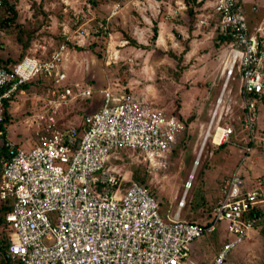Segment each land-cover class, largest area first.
<instances>
[{
	"label": "built area",
	"instance_id": "built-area-1",
	"mask_svg": "<svg viewBox=\"0 0 264 264\" xmlns=\"http://www.w3.org/2000/svg\"><path fill=\"white\" fill-rule=\"evenodd\" d=\"M58 1L64 12L70 13L74 28L64 21L59 29L61 41L47 54L43 45L33 44L28 48L30 54L7 67L0 66V122L1 101L10 99L22 84L39 80L48 85L44 94L35 98L36 111L25 120L32 143L22 148L4 140L7 156L0 158V201L10 202L4 214L8 228L5 258L19 264H191L187 262L190 243L203 233L219 230L230 239L225 238L209 264H220L226 252L247 238L248 231L262 219L264 181L254 177L246 183L239 167H234L222 180L205 220L195 222L180 220L177 212L184 205L188 175L177 211L162 220L158 202L147 187L110 161L120 160L118 151L127 150L135 153V161L144 163L150 173L166 170L184 121L132 91L116 94L105 87L99 89L102 101L96 109L75 125L70 121L62 125L60 108L92 95L84 81L66 82L65 74L72 57L68 47L82 46L89 32L84 25L90 7L79 0ZM195 2L211 9L208 14L197 13L195 29L208 27L211 19L212 32L226 34L229 39L217 49L223 81L200 149L207 139L219 146L233 134L224 116H230L237 102L222 96L235 72L237 108L245 135L243 160L253 145L261 142L264 146V137L257 136L254 129L256 105L264 96V23L249 30L240 0ZM127 3L144 25L134 27L133 37L146 43L144 35L150 32L146 26L160 13L163 0ZM75 4H84L85 13ZM118 10L119 4L113 3L105 21L96 23L100 32L95 36L104 38L105 64L117 60L130 63L137 56L132 53L122 58L119 51L128 40L105 31L106 21Z\"/></svg>",
	"mask_w": 264,
	"mask_h": 264
},
{
	"label": "rangeland",
	"instance_id": "rangeland-1",
	"mask_svg": "<svg viewBox=\"0 0 264 264\" xmlns=\"http://www.w3.org/2000/svg\"><path fill=\"white\" fill-rule=\"evenodd\" d=\"M6 1L12 5V11L0 15V20L6 16H13V18L5 24L0 23V48L1 50L5 47L10 49L7 53L10 59L16 58L21 52L20 45L13 41L14 37L27 42L22 56L31 53L28 48H33V44L43 45L44 53L47 54L50 48L61 41L60 24L67 21L71 30L75 26L70 13L64 12L63 5L58 0ZM79 1L88 2L90 7L85 14L87 20L84 25L89 32L82 46L68 47L72 51L70 54L72 57L65 68L66 82L84 81L92 89V95L68 107H61L58 119L62 125L68 121L75 125L80 122L83 115L96 109L102 101L99 89L105 87L116 94L126 90L132 91L145 97L154 107L163 109L166 114L179 115L184 121L185 128L170 154L169 166L166 170L156 174L150 173L144 163L135 161V153L130 154L127 150L118 151L120 160L110 161L112 165L116 164L127 172L129 178L134 167L144 172L146 187L158 202L157 211L162 220L169 219L177 211L178 198L183 192V185L188 175H191V178L184 194V205L177 212L180 220L195 222L205 220L209 205L219 194L222 180L234 167L238 166L241 173L245 177L248 176L249 181L254 177L264 181V146L260 144L261 142L253 145L251 152L246 155L248 157L241 160L244 155L245 135L240 126V112L237 108L238 77L235 72L225 85L222 96L223 99L229 96L237 102L232 105L233 112L230 116H224V122L232 127L233 134L220 146H213L207 139L200 149L209 112L223 81V77L218 72L216 60L218 50L214 47L215 34L212 38L211 36L205 38L207 39L205 42L190 44L188 40L180 39L176 28L184 30L185 27L182 26L188 24V18L185 15V9L188 6L191 10L194 9L196 14L206 13L207 9L211 11L209 6L201 8L194 0H178V4L175 0H167V5L160 8L158 17L152 19L151 24H147L146 27L150 29V32H147V35L143 34L144 38L147 36L146 43H141L134 39L133 30L134 27L144 25L135 8L127 3L128 0ZM113 3L119 4V10L106 21L105 31L117 35L116 38H125L121 35L126 34L134 41V44L129 43L119 51L122 58L136 53L137 56L130 63L117 60V62L105 64L104 38L95 36L99 32L96 23L105 21ZM240 3L245 15L251 13V7H254L256 8L254 16L264 21V0H240ZM75 6L76 9L85 13L84 4H75ZM178 10L183 12L181 16L185 20L180 18V14L173 13ZM166 13H171V17L168 18L169 23L164 29L163 40L159 44L155 39L152 40V34L154 30L157 34L156 23L160 18L164 19ZM212 22L210 19L209 24ZM202 30L205 32L206 27L200 28V31ZM2 31L9 33V36L3 35ZM167 34L170 37L174 36L177 44L172 45L171 38H168ZM194 36L198 38L200 33ZM128 38L125 39L128 40ZM68 46L71 45L68 44ZM132 47L134 52L129 54L128 51ZM73 60H76L78 64ZM45 84V82L33 80L22 87L21 92L10 97V101L7 102L9 122L7 126L5 125L7 134L4 136L5 140L22 148L32 143V132L25 125V120L36 111L34 101L36 97L44 94L48 86ZM254 129L257 136L264 137V96L256 105ZM18 132H20L19 138L15 134L19 135ZM252 159H256V162ZM250 161L255 163L257 172H250L247 169ZM124 186L125 183H122L121 189ZM5 228L7 229V226ZM3 230V227H0L1 237L4 235ZM247 235V238L226 252L220 264H264V212L262 219L248 231ZM225 238L230 239L229 235H222L219 230L214 233H203L190 243L187 262L209 264Z\"/></svg>",
	"mask_w": 264,
	"mask_h": 264
},
{
	"label": "trees",
	"instance_id": "trees-1",
	"mask_svg": "<svg viewBox=\"0 0 264 264\" xmlns=\"http://www.w3.org/2000/svg\"><path fill=\"white\" fill-rule=\"evenodd\" d=\"M195 1V0H194ZM0 15H5L9 12L12 11V5L9 4L6 0H0ZM185 15L187 16L188 18V24H187V27H191L192 23H193V20H195V17H196V13L193 10H191V7L188 6L186 9H185ZM12 18L13 16H6L4 17L3 19L0 20V23H7L9 21H12ZM100 32V30H99ZM98 32V33H99ZM3 35H6V36H9L8 34L9 33H6V32H3ZM97 33V35H98ZM119 34V33H118ZM155 30L153 31V34H152V40L155 39ZM121 35V33H120ZM125 38H128V36L126 34H123L121 35ZM215 39H214V47L215 48H219L224 42L228 41V36L226 34H219V33H215L214 35ZM213 37V38H214ZM13 41L15 43H18L20 45V48H21V52L17 55L16 58L14 59H10L9 57L6 58L7 62L10 61L9 63L5 64V63H2L0 64V66L2 67H7L8 65L18 61L21 57H22V54H23V51L26 49L27 47V42H23L21 41L20 39H17L16 37H14ZM128 42L131 43V44H134V41H132L131 39L128 38ZM39 81V80H38ZM30 83V82H28ZM27 83L25 84H22L20 87H24ZM263 99V98H262ZM7 102H9V99H3L1 101V122H0V128L4 131L5 130V125L8 124V118H9V114H8V111H7ZM179 116V115H177ZM1 139V142H0V158L1 157H5L7 156V153H6V150H5V147H4V136L2 135L0 137ZM220 146V145H219ZM131 178L138 182L139 184L143 185V186H146L145 182H146V177H145V174L144 172L139 169V168H133L132 171H131ZM150 193H152L150 191ZM153 195V194H152ZM214 202V201H213ZM213 202L209 205L208 207V210L209 208L212 206ZM10 208V202L9 200H4V201H0V227H3V232H4V235L3 237L0 236V251H1V254H2V257L0 258V264H19L17 262H11L9 261L7 258H5L4 256V253H5V250H6V246H7V237H8V228L6 229L5 226H6V223L4 222V214L9 210Z\"/></svg>",
	"mask_w": 264,
	"mask_h": 264
},
{
	"label": "crops",
	"instance_id": "crops-1",
	"mask_svg": "<svg viewBox=\"0 0 264 264\" xmlns=\"http://www.w3.org/2000/svg\"><path fill=\"white\" fill-rule=\"evenodd\" d=\"M253 1H255V0H253ZM167 0H163V4L161 5V7L163 6V5H167ZM175 2H177V4L179 3V1L178 0H175ZM183 7V6H182ZM167 8H168V6H167ZM178 9H180V6H178ZM255 9L256 8H254V7H251V13H249L248 15H245V18H246V23H247V26H248V29L249 30H252L253 28H255L257 25H259L260 23H264V21L263 20H258V18L256 17V16H254V11H255ZM175 15L178 13V14H180V18L182 19V20H185V19H183L182 18V16H181V14H183V12L182 11H174L173 12ZM208 13H210V10H206V14H208ZM158 15L159 14H157L155 17H154V19L155 18H157L158 17ZM197 15V14H196ZM171 17V13H166V15H164V19L162 18H160L158 21H157V26H158V30L156 29V31H157V34L155 35V40H156V43H161L162 42V40H163V34H164V29H165V27L167 26V24L169 23V19L168 18H170ZM211 24V26H212V24L213 23H210ZM210 24H209V26H208V28L206 27V30H205V32H203V30L202 31H200V30H196L195 29V27H194V23H192V25H191V27L189 28V27H187V25H184V26H182V27H185V29L184 30H182V29H180V28H176L177 30H178V32H179V34H180V39H182V40H188V42L191 44L192 42L194 43L195 42V44H197V43H199V42H201V41H206L207 39H205V38H208L209 36H211V38H212V36H213V34H215V32H212V28H211V26H210ZM200 33V36L198 37L200 40H197L198 38H196V36H194V35H197V34H199ZM172 34V33H171ZM176 36H177V34H176ZM167 37L168 38H171L170 39V41H171V44L172 45H175V44H177V41H175V39H174V36L173 37H170L169 36V34H167ZM7 47H5L4 49H2L1 50V48H0V62H2V63H6L7 62V60H6V58L8 57L7 56V53H9V50L10 49H6ZM217 49V48H216ZM10 58V57H9ZM18 92H21V88L18 90V91H16L14 94H16V93H18ZM14 96V95H13ZM10 101V100H9ZM182 109V108H181ZM10 111V110H9ZM7 126V125H6ZM6 126H5V130H4V135L3 136H6L7 134H6ZM19 133V135H17V133H15L16 134V136H18V138L20 137V132H18ZM7 140V139H6ZM29 145V144H28ZM27 145V146H28ZM26 147V146H25ZM248 156H246V158H247ZM253 160V159H252ZM256 160V159H255ZM255 160H253V161H255ZM253 161H250V164L247 166V169H249L250 170V172H257V167L256 166H254L255 165V163L253 162ZM256 162V161H255ZM242 175H243V173H242ZM227 177V176H226ZM225 177V178H226ZM243 177H244V179H245V181H247V179H248V176H244L243 175ZM224 178V179H225ZM223 179V180H224ZM211 263V262H210ZM204 264H208V263H204Z\"/></svg>",
	"mask_w": 264,
	"mask_h": 264
},
{
	"label": "water",
	"instance_id": "water-1",
	"mask_svg": "<svg viewBox=\"0 0 264 264\" xmlns=\"http://www.w3.org/2000/svg\"><path fill=\"white\" fill-rule=\"evenodd\" d=\"M153 46V45H152Z\"/></svg>",
	"mask_w": 264,
	"mask_h": 264
}]
</instances>
